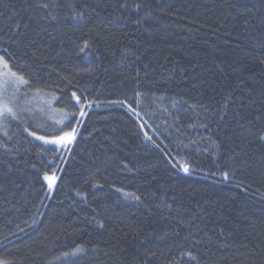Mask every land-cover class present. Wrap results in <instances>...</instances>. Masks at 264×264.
<instances>
[{"label": "trees", "instance_id": "trees-1", "mask_svg": "<svg viewBox=\"0 0 264 264\" xmlns=\"http://www.w3.org/2000/svg\"><path fill=\"white\" fill-rule=\"evenodd\" d=\"M37 2L0 0V55L6 48L11 69L31 83L18 94L26 109L20 120L0 121V145L11 149L0 148V260L176 264L184 250L199 264H264V0H127L129 11L120 8L125 0H44L56 20ZM85 3L81 27L68 18ZM121 15L144 19H112ZM88 35L100 45L90 63L61 52L69 36ZM125 49L131 55L122 57ZM76 87L101 107L77 114L78 142L48 190L42 177L51 146L29 133L51 134L63 111L74 110ZM209 134L221 145L217 162L234 168L248 191L165 171L161 150L181 142L186 158L207 171L213 160L200 138ZM122 162L132 171H122ZM110 185L139 189L144 202L124 201ZM163 189L171 208L159 199ZM77 247L83 251L71 255Z\"/></svg>", "mask_w": 264, "mask_h": 264}, {"label": "snow or ice", "instance_id": "snow-or-ice-1", "mask_svg": "<svg viewBox=\"0 0 264 264\" xmlns=\"http://www.w3.org/2000/svg\"><path fill=\"white\" fill-rule=\"evenodd\" d=\"M35 7L40 10L48 13L49 17L52 20H56L57 17L51 15L50 9L52 5L44 0H38L35 4ZM141 5L135 4L132 11L139 14V9ZM120 8L129 11V4L127 0L125 3L120 5ZM88 14V7L85 3L79 10L75 8L72 11L71 17L68 18L72 22L76 24H80L83 27L82 22L86 19ZM99 15V13H97ZM114 21L121 22V23H133L139 25L144 17L140 19L130 21L128 17L125 16H115L112 18ZM27 27V25H24ZM15 28L18 30L21 28V25L17 23ZM75 35V33H73ZM55 37H53L54 39ZM68 40L71 43L68 46H63L61 52L66 54L69 59H75L84 63H90V57L96 55L99 49V42L92 37L91 35L88 36H81L78 40H72V37L69 36ZM4 52L3 55H0V121H8V120H15L19 121L22 113L26 110L20 106V99L21 97L18 95L21 93L22 89L30 88L31 83L25 76L17 71H13L9 66V61L6 59V56L10 54L7 52V49L2 50ZM131 55L130 51L125 49L122 52V57H126ZM66 84L71 85V81L65 80ZM39 92V90H37ZM139 96L140 93H137ZM50 103V101L48 102ZM69 103L71 104L74 110L71 111H63L62 117L60 120L57 121L59 125L54 129L51 134L45 132V134L37 135L36 131H32L29 134L36 138L38 141H42L43 146H51L50 148H46V151L50 152L51 159L47 160L45 165L46 170L43 173V181L46 182V187L48 190H52L57 186L58 180H61L62 177L58 176V173L63 171L61 165L64 163V153L72 151V145L78 142V137L80 135V128H79V120L77 119V114L79 118H83L88 115V110L92 108H99L101 107V102L96 99H90L87 90H81L79 87H76L75 90L70 92L69 96ZM227 101L225 103V107H227ZM108 105H118L120 107L125 106L124 101L120 100H112L107 102ZM128 110L133 114L139 115L136 109L133 108L131 105H128ZM193 110H197V106L193 105ZM203 109V106H200ZM206 111V109H203ZM220 119H223V114L218 112L217 113ZM259 120L260 117H257ZM76 120V126H73V121ZM249 124L252 121L248 122ZM191 126V125H190ZM200 127L208 129L207 123H201ZM143 127V125H141ZM25 131H28L26 128ZM5 136H8V133H4ZM10 138V137H9ZM146 139L152 140L151 137H147ZM201 141L206 142L207 146L203 147L202 150L205 154L212 158L213 163L212 166L205 171L203 168H199L197 164H194L192 160L187 159L186 156L188 155L187 152L184 151V148L187 147L183 145V142L176 146L175 150L172 149H162L161 154L164 159L165 163V171L172 176L181 177L183 174L184 177H191L194 174L197 176L199 180L209 182L211 187H220L222 185H235L237 188L243 187L245 191H248V186L242 185L241 183H237L235 180L236 170L234 168H230L228 165H222L217 162V158L220 156L221 145L219 142L216 141L213 135L209 134L208 137H201ZM230 139V138H229ZM259 140L261 143H264V135L259 136ZM153 145L156 148H160L159 144H156L155 141H152ZM191 144L196 146L197 150H200L202 145L197 141H190ZM0 148L4 149V152L10 153L11 149L7 148L4 145H0ZM121 170L126 172H131L132 168L129 167L127 163L122 162ZM182 178V177H181ZM153 179H156L153 177ZM94 188H101L103 189V185H93ZM110 190H114L115 194H119V198H122L124 201L128 202H136L138 205L144 202V198H142V194L139 193V189L135 191L126 190L124 186L117 187L115 185H110ZM77 196H85L86 193L77 191ZM153 196L156 193H152ZM171 194L168 192L167 189H163L160 194V201L166 208H171V204H169L167 197ZM261 201L264 202V196H261ZM174 202V200H173ZM160 205L158 204L157 207ZM95 212V209H93ZM100 228H104L103 222H99L98 225ZM191 227V225H190ZM163 238V237H162ZM83 251L81 247H77L71 255H75L78 252ZM70 254L65 252L63 253L64 257L69 256ZM57 260L60 257L56 258ZM184 259H188L189 261H195L196 264H199L197 261V257L193 254L192 251H184L181 250L179 256L177 257L176 264H180V262ZM0 264H8V262L4 260H0Z\"/></svg>", "mask_w": 264, "mask_h": 264}]
</instances>
